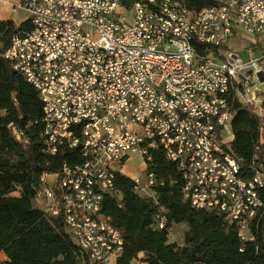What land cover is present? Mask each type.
Masks as SVG:
<instances>
[{"label": "built area", "instance_id": "1", "mask_svg": "<svg viewBox=\"0 0 264 264\" xmlns=\"http://www.w3.org/2000/svg\"><path fill=\"white\" fill-rule=\"evenodd\" d=\"M219 5L192 12L181 0H0V15L29 14L25 36L12 38L18 49L10 45L3 56L39 92L44 151L78 148L83 159L73 171L62 166L42 175L38 207L64 218L90 264H116L122 251L121 232L102 213L116 172L140 156L145 170L132 177L135 191L154 195L156 176L146 169L158 147L181 170L185 199L222 211L248 237L246 218L259 193L249 194L235 166L228 171L224 159L207 154L199 130L218 135L226 148L233 97L254 107L264 143V0ZM189 66L198 68L197 78ZM159 89L172 92L171 102L159 99ZM59 177L67 189H59Z\"/></svg>", "mask_w": 264, "mask_h": 264}, {"label": "trees", "instance_id": "2", "mask_svg": "<svg viewBox=\"0 0 264 264\" xmlns=\"http://www.w3.org/2000/svg\"><path fill=\"white\" fill-rule=\"evenodd\" d=\"M129 6L136 0H119ZM192 12L220 0H181ZM21 25L0 18V252L4 264H90L66 229L62 216L35 206L44 173L81 162V150L63 146L57 154L44 151V106L38 90L3 56ZM233 138L224 150L234 158L245 180L263 173L258 187L262 202L248 224V237L217 209H200L185 199V180L178 165L156 148L147 171L156 176L155 193L142 196L132 177L116 172L114 192L106 194L102 213L121 232L123 247L116 264H264V143L262 119L254 107L229 99ZM19 135V136H18ZM164 219V227L158 218ZM186 224L184 243L170 240L174 225Z\"/></svg>", "mask_w": 264, "mask_h": 264}, {"label": "bare ground", "instance_id": "3", "mask_svg": "<svg viewBox=\"0 0 264 264\" xmlns=\"http://www.w3.org/2000/svg\"><path fill=\"white\" fill-rule=\"evenodd\" d=\"M219 4L212 6V9H219ZM25 33H17V37H24ZM194 48L202 49L203 48V39H194ZM11 49H18V41H12ZM177 64H184V57H177ZM189 75L190 78H197L198 68L196 66H189ZM159 99L162 102H171L172 100V92H168L167 89H159ZM233 117H231L232 122ZM199 138L200 141H206V151L207 154L216 157V160L224 159V166H226V170H233V166H235V175L237 176V180L246 181L249 187V194L258 193V187L263 185V176L258 174L255 178L251 180H245L240 175V167L238 162L231 158L230 154L226 153L224 148H221L219 145V137L218 135H210V131L208 129L199 130ZM64 171H73V167H69L68 165H64ZM59 189H67V178L59 177ZM95 197H102V190H95ZM259 197V196H258ZM257 196H254L252 199V204L250 206V215L246 218V230H248L249 221L254 218L256 214V210L262 206L261 200ZM71 234V231H69ZM72 235V234H71ZM76 240V237H73ZM79 244L78 240H76ZM80 245V244H79Z\"/></svg>", "mask_w": 264, "mask_h": 264}, {"label": "rangeland", "instance_id": "4", "mask_svg": "<svg viewBox=\"0 0 264 264\" xmlns=\"http://www.w3.org/2000/svg\"><path fill=\"white\" fill-rule=\"evenodd\" d=\"M2 16L14 20L18 25H21L22 23H25L28 20H30L29 14L23 10H20L18 12H10L9 10H6L3 12ZM260 88L264 92V86H261ZM230 129L231 128H227L225 130V135L228 137V139H231L232 137V131ZM144 170H145V162L140 156L132 157L127 161V163L122 168V171L125 174L130 175L132 177L136 175L144 174L143 173ZM38 205L39 204L37 203V201H35V206ZM186 230H187L186 224L176 225V227H174L173 230L170 232V236H169L170 240L176 241V243L179 244H183Z\"/></svg>", "mask_w": 264, "mask_h": 264}, {"label": "crops", "instance_id": "5", "mask_svg": "<svg viewBox=\"0 0 264 264\" xmlns=\"http://www.w3.org/2000/svg\"><path fill=\"white\" fill-rule=\"evenodd\" d=\"M0 18L1 19H8V17H3L2 15H0ZM232 138H233V135H232V137H231V139H229L230 141L232 140ZM122 173L123 174H125L123 171H122ZM125 175H127V174H125ZM127 176H130V175H127ZM130 177H132V176H130ZM179 225V224H178ZM174 227H176V225H174L173 226V228ZM173 228H172V230H173ZM7 260V257H6V255L3 253V252H0V264H4V262ZM132 264H140L139 263V261H137L136 259H135V261L132 263Z\"/></svg>", "mask_w": 264, "mask_h": 264}]
</instances>
